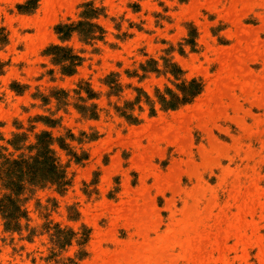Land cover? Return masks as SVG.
Here are the masks:
<instances>
[{
  "label": "rangeland",
  "instance_id": "obj_1",
  "mask_svg": "<svg viewBox=\"0 0 264 264\" xmlns=\"http://www.w3.org/2000/svg\"><path fill=\"white\" fill-rule=\"evenodd\" d=\"M0 170V264H264V0H0Z\"/></svg>",
  "mask_w": 264,
  "mask_h": 264
},
{
  "label": "trees",
  "instance_id": "obj_2",
  "mask_svg": "<svg viewBox=\"0 0 264 264\" xmlns=\"http://www.w3.org/2000/svg\"><path fill=\"white\" fill-rule=\"evenodd\" d=\"M194 82L190 85L192 86ZM199 91H195V94ZM172 106V105H171ZM38 144L36 149L38 153L34 157H30L28 160L20 159L10 161L7 160L6 165L11 166V169H7L4 173V180L6 182L5 186L7 188H13V191H20L23 189L22 183L24 178L28 177V182L32 185H43L45 183H51L56 185L59 190H63L68 182L66 179L65 169L59 163L58 158L55 156L54 151L50 148L53 144V139H51L49 134L43 133L38 137ZM62 146V145H61ZM2 167H5L3 164ZM1 171V170H0ZM17 179V182L13 180ZM6 198V197H5ZM13 203V202H12ZM5 202L0 200V212L4 219L7 220L5 223V228L7 230L17 229V221L13 225L12 220L19 217L17 215L18 207L16 204L6 206Z\"/></svg>",
  "mask_w": 264,
  "mask_h": 264
}]
</instances>
